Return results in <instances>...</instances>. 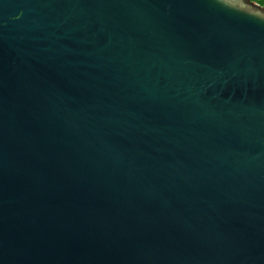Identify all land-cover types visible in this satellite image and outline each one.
I'll list each match as a JSON object with an SVG mask.
<instances>
[{
	"label": "water",
	"instance_id": "95a60500",
	"mask_svg": "<svg viewBox=\"0 0 264 264\" xmlns=\"http://www.w3.org/2000/svg\"><path fill=\"white\" fill-rule=\"evenodd\" d=\"M0 264H264V5L0 0Z\"/></svg>",
	"mask_w": 264,
	"mask_h": 264
},
{
	"label": "trees",
	"instance_id": "16d2710c",
	"mask_svg": "<svg viewBox=\"0 0 264 264\" xmlns=\"http://www.w3.org/2000/svg\"><path fill=\"white\" fill-rule=\"evenodd\" d=\"M255 1H257L258 3L264 5V0H255Z\"/></svg>",
	"mask_w": 264,
	"mask_h": 264
}]
</instances>
